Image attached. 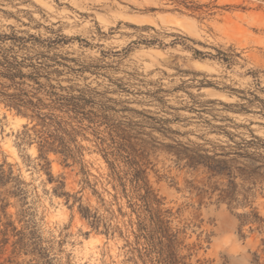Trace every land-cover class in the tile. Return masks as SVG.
<instances>
[{"label": "rangeland", "instance_id": "rangeland-1", "mask_svg": "<svg viewBox=\"0 0 264 264\" xmlns=\"http://www.w3.org/2000/svg\"><path fill=\"white\" fill-rule=\"evenodd\" d=\"M0 33L33 35L23 52L52 83L85 89L155 145L141 162L178 264H264V0H0ZM26 123L0 104V264H142L136 216L93 135L77 136L75 161L47 151L42 166ZM197 148L245 152L255 160L231 164L262 174L234 170L235 200H222L229 178L191 166Z\"/></svg>", "mask_w": 264, "mask_h": 264}, {"label": "trees", "instance_id": "trees-1", "mask_svg": "<svg viewBox=\"0 0 264 264\" xmlns=\"http://www.w3.org/2000/svg\"><path fill=\"white\" fill-rule=\"evenodd\" d=\"M31 39L35 41L37 38L0 33V104L32 123L31 127H28L29 123L24 125L23 136L29 137L30 129L35 132L39 139V157L44 162L42 166L48 164L44 156L47 151L59 152L65 160L71 158L75 161L84 149L78 144L77 136L88 140L87 134L91 133L96 148L108 164L112 179L121 187L136 216L135 223L130 221L136 226L132 231L134 241L128 242L131 253L136 252L142 264H178L175 235L170 232L161 210L154 207L159 200L141 162L145 147L156 148L155 145L145 140L139 142L131 131L110 123L108 109H94L93 96L85 89L76 90L71 85H61L59 81L52 83L45 68L23 52L29 48L27 42ZM221 147L222 150L225 148ZM230 155L234 157L230 158ZM189 157L191 166L203 164L214 172H224L229 178L228 186L221 190L222 200H235L234 170H242L246 178L262 174L259 167L245 165L240 169L232 165L239 157L255 160L235 149L207 154L200 153L197 148ZM4 176L10 178L0 165V178ZM80 213L98 229L96 213H91L88 208H81ZM108 228L105 225V234Z\"/></svg>", "mask_w": 264, "mask_h": 264}]
</instances>
